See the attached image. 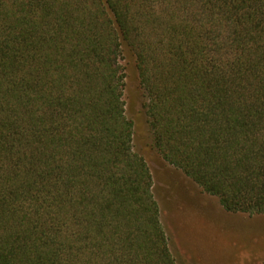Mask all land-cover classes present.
I'll return each instance as SVG.
<instances>
[{
    "label": "trees",
    "instance_id": "1",
    "mask_svg": "<svg viewBox=\"0 0 264 264\" xmlns=\"http://www.w3.org/2000/svg\"><path fill=\"white\" fill-rule=\"evenodd\" d=\"M125 52L161 157L264 213V0H0V264H179Z\"/></svg>",
    "mask_w": 264,
    "mask_h": 264
},
{
    "label": "rangeland",
    "instance_id": "2",
    "mask_svg": "<svg viewBox=\"0 0 264 264\" xmlns=\"http://www.w3.org/2000/svg\"><path fill=\"white\" fill-rule=\"evenodd\" d=\"M125 113L134 123V149L147 159L170 247L179 264H264V213L223 208L154 146L135 59L125 52Z\"/></svg>",
    "mask_w": 264,
    "mask_h": 264
}]
</instances>
